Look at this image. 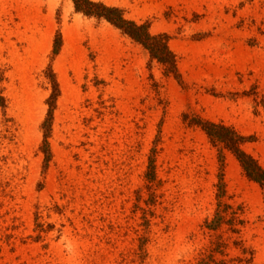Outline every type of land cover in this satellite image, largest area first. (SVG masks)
I'll return each mask as SVG.
<instances>
[{
    "label": "rangeland",
    "instance_id": "obj_1",
    "mask_svg": "<svg viewBox=\"0 0 264 264\" xmlns=\"http://www.w3.org/2000/svg\"><path fill=\"white\" fill-rule=\"evenodd\" d=\"M90 1L167 35L177 77L69 0H0V264H264V191L196 125L264 169V0Z\"/></svg>",
    "mask_w": 264,
    "mask_h": 264
},
{
    "label": "trees",
    "instance_id": "obj_2",
    "mask_svg": "<svg viewBox=\"0 0 264 264\" xmlns=\"http://www.w3.org/2000/svg\"><path fill=\"white\" fill-rule=\"evenodd\" d=\"M73 4L74 11L82 14L88 18H95L97 20H105L113 27L120 30L124 35L128 36L131 40L141 45L149 54L152 60H155L159 64L163 65L166 70V74H173L177 77V69L175 56L170 51L167 35H151L148 31L147 25H137L132 21L124 19L123 12L118 8L107 7L102 3H95L90 0H69ZM59 41H55L54 54L57 53L59 48ZM53 93L47 101L49 111L42 123L41 129L43 131L44 142L42 145V152L44 154V162H49L51 153L47 139L50 134L51 122H52V110L55 105L56 98L58 96L57 84L51 76L50 78ZM0 106H3V99L0 97ZM196 125L200 126L205 132L211 143L215 146L221 145L223 149L228 150L239 163L245 177L256 184L264 191V169H262L258 163L248 154H246L241 147L251 141L250 138H244L236 133L234 130L224 127L222 125H216L209 122H197ZM222 184L220 185V189ZM224 191L221 190L218 197H223ZM223 223L222 214L217 213L213 221L207 224V229L215 231Z\"/></svg>",
    "mask_w": 264,
    "mask_h": 264
},
{
    "label": "bare ground",
    "instance_id": "obj_3",
    "mask_svg": "<svg viewBox=\"0 0 264 264\" xmlns=\"http://www.w3.org/2000/svg\"><path fill=\"white\" fill-rule=\"evenodd\" d=\"M106 27H109V26L106 25ZM109 28H111V27H109ZM230 162H231V164H230L231 166H230L229 169H230L231 172H233V169H235L236 167L239 168L238 165H237V163L234 161V159L231 158V161Z\"/></svg>",
    "mask_w": 264,
    "mask_h": 264
}]
</instances>
